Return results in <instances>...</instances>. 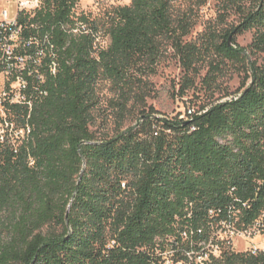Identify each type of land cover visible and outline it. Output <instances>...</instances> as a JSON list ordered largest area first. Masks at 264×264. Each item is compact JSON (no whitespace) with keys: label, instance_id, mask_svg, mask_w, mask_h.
Listing matches in <instances>:
<instances>
[{"label":"trees","instance_id":"1","mask_svg":"<svg viewBox=\"0 0 264 264\" xmlns=\"http://www.w3.org/2000/svg\"><path fill=\"white\" fill-rule=\"evenodd\" d=\"M241 1L223 0L226 10L238 8L240 23L200 45L184 42L189 24L174 23L168 0H130L99 23L81 15L88 34L78 36L70 33L74 0H42L39 10L18 15L22 38L34 41L20 52L42 54L23 75L31 110L6 108L29 134L16 152L0 144V225L8 233L0 264H151L167 238L186 250L184 232L199 243L221 222L238 230L264 223V61L247 66L234 39L252 30L249 54L264 55V0L246 10ZM100 26L106 45L93 56ZM164 42L186 73L204 51L242 63L237 95L190 122L147 116L96 140L89 125L99 78L125 98L136 83L130 73L155 65ZM35 70L40 75L27 74ZM219 72L218 62L210 64L207 87ZM210 264H264V252L227 248Z\"/></svg>","mask_w":264,"mask_h":264},{"label":"rangeland","instance_id":"2","mask_svg":"<svg viewBox=\"0 0 264 264\" xmlns=\"http://www.w3.org/2000/svg\"><path fill=\"white\" fill-rule=\"evenodd\" d=\"M169 13L174 21H186L189 33L184 42L205 44L212 36L225 33L236 27L241 21L238 8L226 10L223 0H168ZM130 0H88L75 8L73 16H85L90 21H106L107 15L117 7L127 6ZM256 0H242L239 8L252 9ZM6 10L10 18L16 11V0H0V20ZM86 25V24H85ZM93 45V56L106 45L103 29L100 26ZM253 31H245L235 35L236 48L243 50L247 66L253 62L261 64L264 55L251 56L248 46ZM204 42V43H203ZM218 62L220 72L209 87L203 82L208 74L210 64ZM136 83L122 98V90L113 81L100 77L95 87V98L90 113L89 129L96 138L108 139L129 128H137L147 116L152 120H174L190 122L193 117L207 111L213 103H221L235 97L246 77L244 65L238 62L223 61L207 51L195 64V70L186 73L179 62L170 43H163L161 53L155 65L145 70H134ZM0 75V90L2 88ZM124 105V106H123ZM121 106H123L121 108ZM58 230V229H57ZM7 232L0 225V242H5ZM255 246L264 250V235L257 236L252 242L235 239L232 250L245 252Z\"/></svg>","mask_w":264,"mask_h":264},{"label":"built area","instance_id":"3","mask_svg":"<svg viewBox=\"0 0 264 264\" xmlns=\"http://www.w3.org/2000/svg\"><path fill=\"white\" fill-rule=\"evenodd\" d=\"M83 1L88 0H74L72 16L76 15L75 8ZM42 4V0H16L14 17L10 18L7 11L4 10L0 20V75L3 80L0 90V144L8 146L13 152H16L23 138L29 134V127L27 125L26 127L16 125L10 118L6 108L8 109L9 106H24L31 110L32 101L30 93H28V83L23 75L28 63L33 59H36L34 61L36 65L40 64L38 58L42 54L40 50L36 54L37 57L20 52L21 49L30 47L34 41L32 38H22V28L17 26L16 20L21 13L32 14L34 11L39 10ZM78 17L74 16L70 33L75 36L88 34L87 25L79 21ZM96 37L97 35L94 36V42L97 40ZM50 71L51 74H55L56 67L54 64L50 66ZM27 74L38 75L39 72L35 70V73L29 71ZM38 78L40 82H43L41 76ZM36 91L40 96L46 95L43 89L39 88ZM197 233L200 234L201 231ZM193 235V232L181 234V240L189 244V248L186 250L182 249L180 242L174 237L167 238L163 246L158 244L154 249V260L151 264H210L212 258L220 255L222 250L232 249V243L235 239L247 243L252 242L257 236L264 235V223L262 218H259L248 229L238 230L230 223L221 222L218 230L210 236L207 242L196 243ZM260 251L264 252V250H258L257 247L251 245L245 250V252L252 254Z\"/></svg>","mask_w":264,"mask_h":264},{"label":"water","instance_id":"4","mask_svg":"<svg viewBox=\"0 0 264 264\" xmlns=\"http://www.w3.org/2000/svg\"><path fill=\"white\" fill-rule=\"evenodd\" d=\"M228 44L231 46L230 39H229V41H228Z\"/></svg>","mask_w":264,"mask_h":264}]
</instances>
